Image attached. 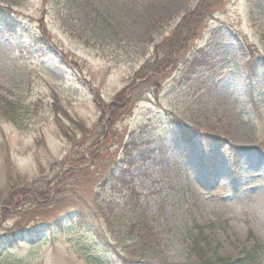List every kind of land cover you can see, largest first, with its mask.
Here are the masks:
<instances>
[{
  "label": "rangeland",
  "instance_id": "1",
  "mask_svg": "<svg viewBox=\"0 0 264 264\" xmlns=\"http://www.w3.org/2000/svg\"><path fill=\"white\" fill-rule=\"evenodd\" d=\"M198 1L0 0L10 15L0 21V108L16 107L14 119L0 116V197L10 181L51 193L42 208L0 204V238L75 211L91 225L102 212L112 220L124 193L115 176L129 158L130 186L168 264H229L255 242L264 250V0H222L176 67L157 74L158 96L131 92L142 81L135 71L158 44L163 58L161 42ZM8 24L25 32L6 33ZM29 32L43 38L29 43ZM172 120L200 136L183 146ZM162 140L175 155L166 165L140 159ZM75 219L0 251V264H94L100 251L81 248L87 236ZM114 230L120 249L128 236Z\"/></svg>",
  "mask_w": 264,
  "mask_h": 264
},
{
  "label": "trees",
  "instance_id": "2",
  "mask_svg": "<svg viewBox=\"0 0 264 264\" xmlns=\"http://www.w3.org/2000/svg\"><path fill=\"white\" fill-rule=\"evenodd\" d=\"M221 3L222 0H199L193 10L182 17L181 21L178 23V26L176 29H174L175 31L173 30L174 32H172L174 34H170L168 38L161 42L162 48L165 51L163 58L160 59L156 57L158 48L160 46L158 44L154 47L153 56L142 63L139 68L140 71L139 69L138 71H135V75H138L142 81L138 85L132 87L131 92L133 93L139 88H145L152 96H158L156 95V92L161 89V83L157 80V74L166 70L167 68H172L177 64V56L175 54H178L181 48H187L189 41H193L198 36L199 22L210 18ZM8 17L10 18L9 12L0 11V21H4V18ZM16 24L5 25L7 26L5 27V32L17 35L19 31H23V28H18L19 25L16 26ZM178 32L183 33L184 36L179 35ZM27 36L30 40L29 43H36L43 38V35L37 36L34 32L27 33ZM17 46H19V48H24L21 46V43L17 44ZM192 61L196 60L193 58ZM189 64L195 65V62H191L190 60ZM149 89H152V91ZM125 104L123 109L111 114L112 116L110 124L107 125L109 127L107 132H110V130L111 132L113 131L112 124L114 125L118 121V119L116 121V118L118 115H120V113L122 115V112L126 111L128 106ZM15 108L16 107L14 104L11 102H6L5 106L0 108V116H3L4 114L14 119V115H16ZM171 122L174 123L179 129L182 145L189 146L194 139L200 136L197 129H195L193 126L189 127L182 121L175 122L172 120ZM94 141L95 143H99L98 139H95ZM144 151L145 152L141 154L140 157L142 161L150 159L154 160L158 164L161 163L163 165H166V162L168 163L167 158H174L175 156L173 152L170 151L169 146L165 144L163 140L160 141L155 148H150ZM126 155L130 156V154ZM134 163L135 162L131 163L129 158H127L124 163L125 165L123 164L124 167L118 168L119 171L117 172L115 178L120 180L119 183L124 187V193L120 195V200L115 204L117 211L114 212L112 220L107 217V212H102L103 221L98 225H91L88 223V221H86V218H84L82 213L75 211L70 213L72 215L71 220L65 219L66 217L64 216L62 218L55 219L54 221L46 222L39 227H32L26 230L21 228L20 232L18 231L12 234L4 235V237L0 238V251L13 247L19 242L35 244L45 237L43 236L44 231H53L55 228L60 227L65 228L66 225H63L65 221H72L74 216V222L76 220L75 218L82 216V231L87 236V241L81 248L83 250L93 248L100 251L99 255L101 256H99V258H92L94 264H168L166 259L161 255L157 248L155 235L151 234L146 226L147 222L144 218L145 210H143L144 206L140 202L142 196L136 193L133 187L130 186V172ZM166 169L167 167L164 166L165 172ZM63 178H71L70 173H64L60 181H62ZM107 183V180L104 178L101 182V189L95 193L97 195L94 196L95 207H97L98 203L101 202V190ZM47 186L37 182L32 184L30 187H15L10 181L7 187L9 194L7 197L6 195L0 197V204L3 206V208L7 207L15 209L21 204L25 203L24 205H29L33 203L34 207L42 208L43 206L41 205V202L46 203L51 199L50 188ZM21 197L22 201H20ZM104 203H106L107 209L110 201H105ZM5 214L6 211L3 213L0 211V219L4 218ZM141 220L142 222H140ZM114 229L121 230L119 232L125 230L124 235L128 236L125 237L128 243H124L120 249L113 247L111 240L108 237L109 230L115 231ZM125 239H120L119 241H124ZM241 254L242 255L234 259L229 264H255V261L258 258L264 256V250L262 245H260L258 242H255L250 248L243 249ZM103 256H106L107 260H104Z\"/></svg>",
  "mask_w": 264,
  "mask_h": 264
}]
</instances>
